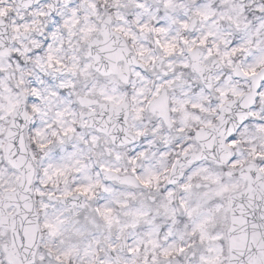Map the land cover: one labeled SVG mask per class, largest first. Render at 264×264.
<instances>
[{
    "label": "snow or ice",
    "instance_id": "1",
    "mask_svg": "<svg viewBox=\"0 0 264 264\" xmlns=\"http://www.w3.org/2000/svg\"><path fill=\"white\" fill-rule=\"evenodd\" d=\"M0 264H264V0H0Z\"/></svg>",
    "mask_w": 264,
    "mask_h": 264
}]
</instances>
